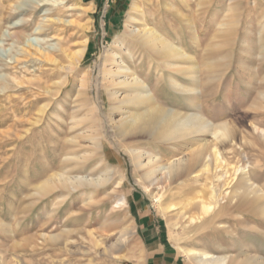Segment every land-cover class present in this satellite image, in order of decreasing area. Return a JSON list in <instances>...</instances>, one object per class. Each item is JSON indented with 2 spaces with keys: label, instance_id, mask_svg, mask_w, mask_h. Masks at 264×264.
Instances as JSON below:
<instances>
[{
  "label": "rangeland",
  "instance_id": "rangeland-1",
  "mask_svg": "<svg viewBox=\"0 0 264 264\" xmlns=\"http://www.w3.org/2000/svg\"><path fill=\"white\" fill-rule=\"evenodd\" d=\"M198 1L124 0V9L114 11L111 9L112 0H80L82 6L78 10L64 15L62 12L54 14L79 20L81 27L75 21L47 24L45 9L51 8L49 5H34V8L33 0H0V264H147L158 234L153 229L139 231L141 217L146 214L163 222L167 231L164 244L167 246L172 243L174 248L181 244L208 249L214 254H229L233 252L232 245L244 238L239 250L264 257V217L253 209L226 206L218 217L205 216L186 228L174 227L176 217L162 215L154 198L155 187H144L141 172L133 165L123 142H119L120 138L112 134L99 105L108 102L107 92L98 80L101 57L119 38L139 58L138 72L146 74L149 71L152 86H160L163 103L187 108L183 94L172 95L166 71L158 73L155 68L158 62L153 60L151 52L143 50L133 37L125 34V25L133 16H139L134 11V4H138L145 12L146 21L173 41L188 43L187 18L208 31L205 30L207 34L203 35L206 39L212 34L211 20L217 19L220 10L232 0L204 4L200 15L196 12ZM255 1L242 0L239 11L240 15L243 14L241 19L246 22L253 14L252 24L257 21V14L264 10V2L257 0L259 7L256 6V11ZM165 3L174 4L168 8ZM18 6L23 8L17 9ZM37 27H42L41 32H37ZM241 27L234 42L231 38H222L219 46L205 51L206 44H203L204 48L202 45L192 53L200 63L206 64L207 73L202 77V86L207 90L204 99L212 112L211 117L216 122H230L239 132L237 148L240 144L243 149H237L233 163L243 158L246 152L252 161L261 160L260 166L252 173V180L264 190V153L254 146L256 139L253 136V124L264 127V102H257L258 93L264 91V55L261 58L259 51L245 45L246 39L254 38L255 31L251 33ZM17 32H23L37 45L48 40L46 45L57 48L60 64L29 56L12 35ZM85 39V57L74 71H90L89 89L79 95L75 72H71L67 85L53 97L44 88H57V79L66 73L60 65L71 62L61 47L74 52ZM190 47L196 49L194 45ZM150 59L153 65L149 70ZM261 79L263 83L259 82ZM44 104L49 105L46 113H39ZM95 125L100 129L101 144L98 147L91 138ZM243 139L246 144H242ZM189 141L185 147L190 145ZM135 144L150 147L146 139ZM151 148L160 151L164 162L171 161L173 154H182L180 149L163 145H152ZM68 154L88 155L90 159L77 160L78 163L76 160L65 161L64 156ZM108 167L112 170L111 182L121 175L126 176L119 195L126 192L131 195L134 202L131 213L128 209L115 212L116 199L107 197L102 188L81 186L68 191L59 186L46 193L38 192V186L55 174L74 176L92 171L100 174ZM221 175L216 172L208 180L202 177V186L192 183V179L173 184L164 196V202H180L199 190H209L218 185L216 179ZM113 186L115 183L109 190ZM59 195L66 197L56 208L54 204L58 203ZM92 196L94 200L90 198ZM192 210L197 212L198 207ZM243 216L247 218L244 220ZM123 231L128 233V238L127 242L120 244ZM152 234L153 237H149ZM52 235H60V239L51 241ZM115 243L120 245L113 248ZM108 247L113 248L116 258L106 252ZM176 252L173 249L172 253ZM177 254L181 264H195L183 253Z\"/></svg>",
  "mask_w": 264,
  "mask_h": 264
},
{
  "label": "bare ground",
  "instance_id": "bare-ground-1",
  "mask_svg": "<svg viewBox=\"0 0 264 264\" xmlns=\"http://www.w3.org/2000/svg\"><path fill=\"white\" fill-rule=\"evenodd\" d=\"M33 1L32 7L34 5L35 7L51 6V8L45 9L47 24H55L57 21L63 23L75 21L78 26L82 27L79 20L54 15L60 12L64 15L67 12L78 10L82 6L80 0ZM213 1H198L196 11L198 15L201 14L204 4H212ZM261 1L264 2V0ZM241 2L242 0H232L220 10L219 17L215 18L216 20H211L213 21L211 23L212 34L206 39L203 35L207 34V30L205 29V31L203 27L201 28V26L195 24L192 19L187 18L188 43L175 42L157 27L150 25L144 17L145 12L141 5L134 4V11L139 16H133L132 20L126 23L125 34L133 37L137 43L143 46V50L151 52L154 57L153 60L158 62L155 67L158 69V73L166 71L172 95L183 94L182 98H184L186 109L163 103L162 97L159 95L160 86H152L149 71L146 74L138 72L139 63L137 61L139 58L131 48L126 47L124 40L119 38L114 40L113 44L106 48L104 55L101 57L98 80L100 86L105 88L108 95L107 105L105 103L103 105L99 104L103 116L112 134L120 138V143L123 142V148L130 156L135 168L141 172L144 187H155L154 198L158 202L162 215L166 217L172 214L176 217L174 227L186 228L205 216L218 217L226 206L253 209L264 217V190L252 180L254 175L252 173L260 166L261 160L255 159V161H252L251 156L246 152L243 158H238L233 163L232 160L238 153L237 149H243V145L240 144L237 148L239 132L230 122H216L211 117L212 112L208 110L207 100L204 99V93L207 90L202 86V77L207 73L206 64L200 63L192 53L197 52L203 44H206V48L203 45L205 51L217 47L220 45L221 41L219 40L222 38H231L234 42L240 28H242L241 26H243L251 33L255 31L254 38L246 39L244 41L245 45L250 47L251 50L259 51L260 57L263 58L264 10L257 14L258 19L254 24H252V20L255 18L253 14L248 16L249 19L246 22V20L241 19L243 14L240 15L239 12L242 9ZM173 4L165 3V7L172 8ZM254 4L255 7H259L257 0ZM22 8V6L17 7V9ZM41 28L37 27V32H41ZM12 35L21 43V48L29 56H38L47 62L58 63L57 48H53L51 44L46 45L48 40L44 44L37 45L27 38L23 32ZM251 42L254 43L253 46ZM192 45L196 49L192 50L190 47ZM68 49L61 47L63 54L65 52L71 58L69 65H60L66 72L65 75L57 79V88H44L53 97L58 96L67 85L70 79L69 73L71 72H75V86L79 95L85 94L91 85L90 71H74L85 57L87 39L82 41L74 52H69L70 49ZM153 60L150 59L149 70L153 65ZM258 101L264 102V91L258 93ZM48 107L47 104L42 105L39 108V113L45 114ZM92 133L91 138L94 140V145L100 146V129L98 125L93 127ZM207 136H210V138H207ZM253 136L256 139L254 146H257V150L263 154L264 127L253 124ZM194 137L195 139H193ZM145 139L150 147H141L135 144L136 141ZM189 139L190 145L185 147L184 145ZM246 143L247 141L243 139L242 144ZM152 145L180 149L182 154H173L170 157L171 161L164 162L160 151L151 148ZM186 150L191 152L189 153ZM89 159L90 156L88 155L71 156V154H68L64 156L65 161H87ZM79 163L81 164V162ZM216 172L222 173L216 179L218 185H213L209 190H199L196 194L186 196L180 202H164V196L168 190H171L170 187L173 184H182L188 179H192V183L202 186L200 183L202 177L208 180ZM125 177L121 175L117 180L111 182L112 170L109 167L100 174L93 171L85 175L74 176L55 174L38 186V192L46 193L59 186L67 188L68 191H74L81 186H91L95 189L102 188L107 197L116 199L115 212L128 209L131 213V195L127 192L124 195H119V192H121L120 187H124ZM113 183H115V186L109 190ZM65 197L59 195L57 197L58 203H55L54 206L59 208L64 203ZM90 198L94 200L95 197ZM195 207H198L197 212L192 210ZM188 211H191V213L188 214ZM246 218V216H243L244 220ZM183 220L186 221L182 222ZM221 224L222 222H219V225ZM127 235L126 231L120 234V244L127 242ZM50 239L51 241H57V239H60V235H52ZM120 244H112V247H117ZM243 244L244 238L237 240L232 245L233 252L229 254H214L208 249H199L181 244L174 246V249L178 253H183L188 260L195 264H264V257L257 253L251 254L244 249L239 250ZM112 247H108L106 252H110V255L116 258ZM119 257L121 258V256Z\"/></svg>",
  "mask_w": 264,
  "mask_h": 264
},
{
  "label": "crops",
  "instance_id": "crops-1",
  "mask_svg": "<svg viewBox=\"0 0 264 264\" xmlns=\"http://www.w3.org/2000/svg\"><path fill=\"white\" fill-rule=\"evenodd\" d=\"M123 2L124 0H112L111 9L114 11H121L122 9H124ZM132 204L134 206L133 201H131V211H133L134 208ZM145 229H153L158 234L156 240H154L155 246L153 248L154 250L151 256L152 260L149 258V260H147V264H159V262L160 264H181L179 261L180 255L177 254V252L176 254L172 253L174 249L172 243L170 244V246L164 244L167 231L161 219H157L149 214L143 215L141 217L139 231L141 232V230L144 231ZM153 235L154 234L149 235V237H153Z\"/></svg>",
  "mask_w": 264,
  "mask_h": 264
}]
</instances>
